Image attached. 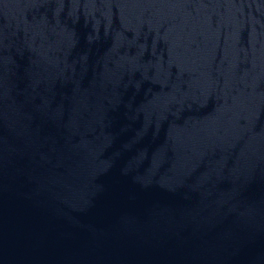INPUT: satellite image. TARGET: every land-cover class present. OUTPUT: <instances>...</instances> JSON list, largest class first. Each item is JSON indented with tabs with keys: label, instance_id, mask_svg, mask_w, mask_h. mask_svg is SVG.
Returning <instances> with one entry per match:
<instances>
[{
	"label": "water",
	"instance_id": "obj_1",
	"mask_svg": "<svg viewBox=\"0 0 264 264\" xmlns=\"http://www.w3.org/2000/svg\"><path fill=\"white\" fill-rule=\"evenodd\" d=\"M0 264H264V0H0Z\"/></svg>",
	"mask_w": 264,
	"mask_h": 264
}]
</instances>
